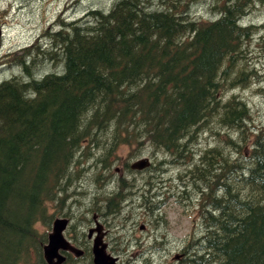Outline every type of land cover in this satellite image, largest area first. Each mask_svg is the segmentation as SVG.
I'll return each instance as SVG.
<instances>
[{
	"label": "trees",
	"instance_id": "1",
	"mask_svg": "<svg viewBox=\"0 0 264 264\" xmlns=\"http://www.w3.org/2000/svg\"><path fill=\"white\" fill-rule=\"evenodd\" d=\"M203 4L210 16L192 14ZM263 5L112 0L75 20L58 15L9 53L0 68L18 72L0 81V264H46L48 230L70 217V199L100 197L108 216L118 214L138 186L107 164L119 146L136 148L135 159L149 150L146 170L155 174L143 189L201 203L202 235L177 249L175 264H264V125L233 93L254 83L264 94L249 48L256 41L264 51V25L251 20ZM199 132L219 136V145L192 156ZM189 157L177 181L163 178ZM99 177L117 180V193L102 191ZM144 197L148 210L159 202L150 191ZM92 210L83 202L78 218Z\"/></svg>",
	"mask_w": 264,
	"mask_h": 264
},
{
	"label": "rangeland",
	"instance_id": "2",
	"mask_svg": "<svg viewBox=\"0 0 264 264\" xmlns=\"http://www.w3.org/2000/svg\"><path fill=\"white\" fill-rule=\"evenodd\" d=\"M111 2L112 0H0V63L7 61L9 53L12 51L18 52L22 49L21 47L33 41L42 29L53 26L58 15L64 17L66 21L75 20L92 7L107 9ZM209 12L205 4L196 6L192 10V14L197 17H204L206 13L210 16ZM251 20L258 21V26L264 25V5L255 10L254 14L251 15ZM249 48L254 51L252 60L257 69L261 71L259 74L264 81V51H260L256 41L250 44ZM46 70L58 71V67L52 69L46 67ZM17 72L16 69L10 72V69L6 67L0 68V81L8 79L11 73L17 74ZM257 88L258 86L252 83L247 88H235L233 93L245 99L246 103L249 104L251 117L256 127L260 128L264 125V94H254L253 90L257 91ZM231 93L232 90H229L226 95L229 96ZM219 128L221 129V127ZM219 128L215 127V130L219 132ZM225 133L226 130L223 134ZM218 137L213 138L207 132H199L198 137H194L190 141L187 147L188 152L192 153V156L200 155L204 148H208L210 145H219ZM244 146L243 150L248 152L249 148ZM137 151L136 148L129 146H119L115 149V154L109 159L111 167L114 166L112 171L115 172L116 167L120 169L126 167L129 162L134 160ZM140 154L149 157L147 156L149 150L145 149ZM184 160H182L184 162L174 163L175 166H169L170 168H167L163 178L170 182L177 181L179 171L188 168L193 158L189 157V159ZM149 174L153 175L155 172L150 170L144 174L134 175L136 176L137 185H140V183L149 184L152 180ZM126 179L132 181L133 177ZM86 180L85 185L88 187V178ZM186 182L189 183L192 180ZM106 190L109 192L108 195L111 193L114 195L118 191L116 185H112V181L108 182ZM190 191L192 190L190 189ZM85 201L75 203L70 199L66 202L69 205L68 211L72 212L68 217L72 221V227L85 230L86 226L84 224L87 218L89 220L92 217L104 219L107 224L105 228L110 230L108 239L111 238V250L114 253H111L107 248L106 252L118 259L117 264H175L179 259L176 256L177 249L190 247L186 242L192 237L199 238L202 235L203 226L200 225L198 219L201 203L188 204L187 199L182 202L177 195L167 197L162 195L154 207L151 205L150 210L138 205L131 206L127 203L120 208L118 214L109 216L103 211L105 205L100 204L94 207L93 214H88V217L84 220L81 217L78 218L77 208ZM86 205L91 206L89 201ZM93 205L96 206V204H92V207ZM62 207H59L61 212L63 211ZM76 215L77 221H74ZM99 224L101 225V222ZM142 225L145 227L143 230L140 229ZM50 230H48V233ZM103 233H105V230H102V236ZM79 234L77 232V236ZM81 236L80 238H82ZM78 260V262L73 261V264H90L91 257L85 256Z\"/></svg>",
	"mask_w": 264,
	"mask_h": 264
},
{
	"label": "flooded vegetation",
	"instance_id": "3",
	"mask_svg": "<svg viewBox=\"0 0 264 264\" xmlns=\"http://www.w3.org/2000/svg\"><path fill=\"white\" fill-rule=\"evenodd\" d=\"M145 158H147V157L143 156V157L137 158V159L134 158L133 161L129 162V164L126 167L122 168V169L116 167V170L114 169L115 170V174H117L118 177L121 178V179L122 178L126 179V178H129V177H133V178L136 179V176H134V175L144 174V173H146L148 171V169L146 170L147 166L145 168H143V169H140V170L133 169L132 165L134 163L138 162L139 160L145 159ZM109 159L110 158H108L107 164L109 162ZM147 159L149 160V158H147ZM150 163L151 162L149 160V164ZM149 167H150V165H149ZM98 180L101 181V184L103 183L102 186L100 185V189H102V191H104L105 193L108 194L109 192L106 190L108 188V183H105L104 181L102 182L101 177H99ZM116 183H117V180H114V182L112 181V185L113 186L116 185ZM143 188H144V186L142 184L136 186L134 188L133 192H131L132 195H130L126 199L127 203H129L131 206H137L138 205L139 207H141L143 199L145 198L144 195H145V193H147V191H150L151 197L153 199H158L159 198L158 195H157V194H159L158 188L156 190H147V189H143ZM123 189H126V187L123 188ZM161 194H163V193H161ZM85 199H86L85 204H87V201H88L87 199L88 198H85ZM99 199L96 198L93 201H91L92 204H96V206L93 205V207H92V204L90 203L92 209L94 207L99 206L100 204H103V201H101L102 199L100 197H99ZM104 204H105V206H108L107 202H104ZM88 208L91 211V208L89 206H88ZM64 218H66L68 220L67 227H66V229L64 231V238L69 243V246L71 248H73L74 250H76V251L81 253L80 256L77 257L75 255V253L73 251H71V250L61 251L60 253L63 256H65V258H66V261H65L64 264H71L69 262V259H81L82 257H85V256H90L91 257L90 264H92L91 263L92 260H93L92 246H93V244L95 242V239L98 238V237L101 239L102 244H105L107 242L106 243L107 250H109L111 253H114L113 250H111V248H112L111 238L109 237V239H108V234H109L110 230H109V228H105V226L107 224H106V222H104V219H102V218L96 219L95 217H92L90 219L91 220L90 221L87 218L85 220V224H84L86 226V229H85L86 233H85L84 229H81L79 232L82 234V236H81L82 238H80L79 235L77 236V232H76L77 230H75L72 227V221L67 216L64 217ZM98 221L101 222V225L99 224ZM144 228L145 227L143 225L140 227V229H142V230ZM102 230H105V233H103L104 237L102 236ZM103 242H105V243H103ZM113 242H116V241H113ZM106 248H105V251H106Z\"/></svg>",
	"mask_w": 264,
	"mask_h": 264
},
{
	"label": "water",
	"instance_id": "4",
	"mask_svg": "<svg viewBox=\"0 0 264 264\" xmlns=\"http://www.w3.org/2000/svg\"><path fill=\"white\" fill-rule=\"evenodd\" d=\"M148 163L147 158L141 159L134 163L132 168L140 170L148 166ZM67 224L68 220L65 218H57L53 221L47 243L43 246V258L46 264H63L65 257L60 253L61 251L71 250L77 255L81 254L71 248L63 236ZM105 247L106 245H102L99 240L94 242L92 246V264H116L117 258L105 253Z\"/></svg>",
	"mask_w": 264,
	"mask_h": 264
},
{
	"label": "bare ground",
	"instance_id": "5",
	"mask_svg": "<svg viewBox=\"0 0 264 264\" xmlns=\"http://www.w3.org/2000/svg\"><path fill=\"white\" fill-rule=\"evenodd\" d=\"M114 182V181H113ZM96 240H99L100 242H101V239L98 237V238H96L95 239V241ZM101 244H102V242H101ZM102 245H104V244H102ZM106 248V247H105ZM105 253H106V251H105ZM75 255L77 256V257H79L80 256V254L79 255H77L76 253H75ZM65 257V256H64ZM65 261H66V258H65ZM65 262H63V264H64ZM118 263V259H117V262H116V264Z\"/></svg>",
	"mask_w": 264,
	"mask_h": 264
}]
</instances>
